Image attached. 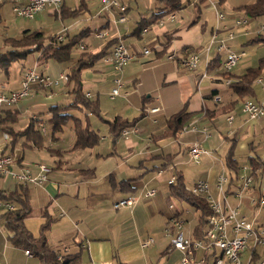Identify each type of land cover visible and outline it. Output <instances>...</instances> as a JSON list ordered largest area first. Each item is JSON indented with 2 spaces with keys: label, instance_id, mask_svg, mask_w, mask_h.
Masks as SVG:
<instances>
[{
  "label": "crops",
  "instance_id": "0c3cea01",
  "mask_svg": "<svg viewBox=\"0 0 264 264\" xmlns=\"http://www.w3.org/2000/svg\"><path fill=\"white\" fill-rule=\"evenodd\" d=\"M67 1L64 0L58 12L44 10L38 15L54 16L60 21L54 35L63 27L68 28L66 36L70 32L73 35L82 33L81 40L85 38L81 43L83 52L77 57L71 54V59L65 62L70 64L66 66L54 59L40 61L38 54L33 52L28 65L21 69L37 66L51 78H57L61 73L69 74L79 60L110 53L117 41H121L134 58L119 72L100 63L101 59L86 69H94L92 80L95 82L108 79L111 88L113 78L123 79L120 94L111 99L109 93L110 100L119 99L121 109L110 121L98 115L100 123L94 126L91 115L82 108L71 111L75 120L83 126L87 124L96 133L99 142L94 148L73 149L71 123L73 139H67L65 147L62 146L64 128L59 133L61 138L57 136L53 140L50 136L47 153L51 165L38 163L47 166L50 172L42 187L27 186L32 214L25 219L24 225L38 237L40 228L47 224L44 233L47 246L67 254H78L76 264H179L182 254L170 248L165 232L169 218L173 212L179 214L185 222L184 235L193 239L198 213L185 204L169 201L168 180L171 176L178 173L185 187H190L197 179L207 182L211 196L217 200L215 182L221 172L227 175L224 160L231 141L235 143L233 157L239 165L244 163V172L252 171L247 162L249 158L264 164V118L247 121L241 113L242 100L229 88L245 71L257 66L253 60L255 52H248L246 47L264 22L254 29L248 24L237 29L234 13L224 15V19L218 18L219 13H224L221 9L224 3L219 4L218 0H180V9L163 18H158V14L166 10L161 0H123L128 5L126 21L113 24L112 19L117 13L101 11V0H69L72 6H67ZM73 12L77 13L75 17L71 16ZM98 33L106 36L98 38ZM215 36L224 42L227 50L217 54L214 47L206 53ZM239 37L243 42V38L247 40L243 43ZM88 38L92 40L87 44ZM253 46L262 47L260 44ZM142 49H148L149 55L141 54ZM226 51H245L247 55L231 71L224 73ZM186 52L199 55L201 62L195 70L182 66ZM169 55L174 59H167ZM49 60L55 63H48ZM20 79L21 74L17 83L10 86H3L0 80V92L16 90ZM80 79L82 82V76ZM252 88V96L244 102L250 100L264 107V88L255 82ZM72 91L70 82H62L50 89L34 87L27 98L2 110H15V129L23 130L33 119L39 120V126L44 127L39 115L46 114V123H50L49 111L58 106L68 107L73 99ZM84 95L92 101L90 93ZM215 97L219 98L218 102ZM154 108L158 111L150 113L149 110ZM182 110L188 114L184 127L194 124L198 131L180 132L174 137L168 133L167 121ZM115 118L130 123L138 119L134 128L128 129L133 130L128 138L111 134L110 123ZM203 129L208 132L206 137L201 132ZM1 136L0 131V143ZM43 136L46 137V129ZM193 142H198L211 155L201 156L198 162L192 161L188 147ZM9 150L18 168H29L33 175L38 173L35 163L33 166L24 163L23 151L10 146ZM17 185L10 177L0 178V195L13 193ZM238 185L230 186L228 182L225 186L227 198L233 197L232 191ZM148 189L155 190L151 198L142 195ZM253 190L252 183L243 193L250 196L245 211H249L246 206L254 210L250 206V199L255 198ZM131 196L135 198L131 207L113 208L115 203ZM171 204L173 210L169 209ZM1 211L2 208L0 216ZM9 237L0 222V264H40L27 256L25 250L13 247ZM147 238H152L153 244L140 248V242ZM8 245L12 246L13 263L9 256L6 257ZM247 255L245 252L244 258ZM256 255L257 258L264 257V251L258 249L255 258Z\"/></svg>",
  "mask_w": 264,
  "mask_h": 264
},
{
  "label": "built area",
  "instance_id": "2783aa9c",
  "mask_svg": "<svg viewBox=\"0 0 264 264\" xmlns=\"http://www.w3.org/2000/svg\"><path fill=\"white\" fill-rule=\"evenodd\" d=\"M8 3L11 5L12 12L15 16L32 20L36 15L44 10L59 11L64 3V0H0V4ZM128 5L123 0H101V11L109 13L115 11L117 17L112 19L113 24H123L126 21ZM171 17H169L170 19ZM219 19H223V14L218 15ZM247 19H240L236 25H245ZM68 28L63 27L56 35V40L62 42L65 39ZM257 35H264V25L261 26L260 32ZM98 38H104L106 34L98 33ZM230 37V35H229ZM215 45V46H214ZM216 48L217 54L227 50L224 42L218 40L217 37H212L209 46L206 48V53H209L212 48ZM35 48V47H33ZM81 50L83 46L79 47ZM226 58L223 64L224 71H231L239 62L246 58V52H229L226 51ZM148 49H142L141 54H148ZM134 56L129 53L127 47L117 41L111 52L106 54L102 62L104 65L111 67L115 72L121 69L130 62ZM167 59H174L173 55L167 56ZM201 62L199 55L194 53V56L185 54L181 64L187 70H195ZM62 82H68L67 74L61 73L57 78H51L43 70L34 68L26 69L21 74L19 87L16 90L9 92H0V112L2 108L14 106L21 100L27 98L34 87L38 88H55ZM122 80L116 78L113 80V86L110 91V98L114 99L120 94ZM264 88V77L261 85ZM87 98L88 95H85ZM219 101L218 97L214 98ZM157 108L149 110L150 113H156ZM247 121H254L264 118V107L262 104L248 100L242 104V112ZM232 119H228L230 123ZM0 143V178L10 177L17 184L25 186L42 187L47 181V175L50 172L49 168L43 164H35L34 167L38 170L36 175H33L29 168H18L14 156L9 150V136L3 132ZM40 127L41 134H45V128ZM133 130L125 129L121 132V137L128 138ZM198 131L194 124H189L181 130V133ZM201 132L207 136V130ZM203 155L210 156L211 152L206 151L198 142H193L188 147V156L194 162H198ZM228 177L224 172H221L215 182V188L218 193V199L215 200L209 189V184L202 180H195L190 187H185V191L194 196L204 198L209 209V215L206 218V227L203 234V239L194 240L184 235L183 227L185 222L173 212L169 218L166 234L169 237V246L172 250H176L182 254L179 264H264V257L255 258L256 251L262 249L264 251V227L254 226V224L244 217L240 211V205L231 206L227 202V194L225 186L228 184ZM253 180L249 175L243 178L240 185L232 191V196L235 199L241 200L244 192L248 191ZM175 183V176L172 175L168 180V184ZM143 197L151 198L155 195V190L148 189L143 192ZM135 202L134 197H127L115 203L113 208L131 207ZM264 205V197L250 199V206L256 208ZM0 208L12 210L13 206L9 203L0 201ZM169 209L173 210L174 206L169 205ZM153 244L152 238L140 242V248L144 249ZM218 252V254H217ZM248 255L244 258L243 254ZM27 256H31L25 252ZM200 254V256L198 255Z\"/></svg>",
  "mask_w": 264,
  "mask_h": 264
},
{
  "label": "trees",
  "instance_id": "16d2710c",
  "mask_svg": "<svg viewBox=\"0 0 264 264\" xmlns=\"http://www.w3.org/2000/svg\"><path fill=\"white\" fill-rule=\"evenodd\" d=\"M165 7V11L158 14V18H163L170 13L180 9V0H161ZM226 0H218L219 4L225 3ZM3 4V3H2ZM0 4V6H2ZM246 18L256 19L264 17V0H254L252 3L243 5L237 10ZM73 12L72 17L76 16ZM63 15V13H62ZM64 16V15H63ZM82 33L75 36H65L62 42L56 40L55 35L47 37L40 31H23L16 38L3 39L0 46V73L6 75L8 80L9 69L15 63H21L24 67V61L27 55L36 52L40 61L54 59L59 63L68 62L71 59L73 50L77 47L82 39ZM262 45L264 46V35H257L251 40L248 45ZM35 47V48H33ZM105 54H98L96 56H89L86 60H79L75 66L67 74L68 82L73 85V99L68 107L58 106L49 111L50 123L53 126V140L56 134L61 133L62 128L67 124H72L74 144L73 149H91L98 145L99 139L94 131L85 124L84 126L70 114L73 110H84L88 114L95 116L99 115V106L97 101H90L85 97L82 91L81 73L93 66L95 61L103 59ZM21 69L20 74H22ZM225 73V71H223ZM227 73V72H226ZM19 74V75H20ZM264 75V57L259 60L255 68H250L237 79L236 82L229 85L231 91L237 95L238 99L247 100L253 94L254 82ZM6 86L3 82V86ZM5 88V87H4ZM4 92V91H3ZM9 92V91H6ZM2 114V117H1ZM15 110H7L0 112V125L4 126L3 132L9 136V146L13 149L18 143L22 142L24 148H41L44 141V136L41 134L39 127V120H30L28 126L23 130L15 129L12 124L15 123ZM187 113L182 110L178 114L172 116L167 121L168 133L174 137L181 132L187 118ZM141 116L140 118H142ZM138 119L133 120L131 123L115 118L110 123V131L114 137L120 136L121 132L125 129L134 128ZM235 143L231 141L230 149L225 156L224 167L227 171L229 185H236L239 178V173L242 167L233 157V149ZM248 165L252 168L249 175L254 182H258L264 175V164L258 162L255 158L247 160ZM168 164V163H167ZM175 183L169 185V201H174L177 204H185L194 209L198 213V221L193 229V239H203L204 230L206 227V218L209 215V209L204 198L194 197L185 191V186L182 177L178 173H174ZM1 196V195H0ZM262 197V196H259ZM3 203H9L13 206L12 210L2 208L0 222L2 228L10 235L9 243L18 249L25 250L33 258H36L40 264H76L78 254L71 255L58 250H53L47 246L45 239V231L47 224L40 228V235L34 237L25 227L24 221L32 214V209L29 203L28 187L18 184L16 190L8 195L0 197ZM179 217V214H177ZM258 256L256 255V258Z\"/></svg>",
  "mask_w": 264,
  "mask_h": 264
},
{
  "label": "rangeland",
  "instance_id": "374dc122",
  "mask_svg": "<svg viewBox=\"0 0 264 264\" xmlns=\"http://www.w3.org/2000/svg\"><path fill=\"white\" fill-rule=\"evenodd\" d=\"M253 1L254 0H226L225 3L222 5L223 8H221L222 11H224V13L222 12L223 16L224 15L226 16L227 14L230 15V14L234 13V15H235L234 16V27L235 28L241 29L245 25L248 24L251 29H254V28H256L257 25L264 22L263 16L258 17L256 19L249 18V17L246 18L245 16H243L241 13H239L237 11L239 7L246 5V4H249V3H252ZM66 5L72 6V2L68 0ZM222 13H219V14H222ZM47 16L48 15H42V16L36 15L34 17V19H32V20L20 18V17H17L14 15V13L12 12L10 4H8V3L2 4V6H0V42H2L3 39H6V38H16L23 31L29 30V29L31 31H35V30L40 31V32L44 33V35L47 37L53 36L60 26V21L57 20L54 16H51V17H49V16L47 17ZM243 18L247 19V23L245 25H236V22L240 19H243ZM263 25H264V23L261 26H263ZM261 26H259V27L261 28ZM260 28H259L258 33L260 32ZM237 32H238V30H237ZM72 35H73V33L70 32L69 37ZM73 36H75V35H73ZM239 38H240V41H242V37H239ZM83 40H80L77 47L73 50V52H72L73 57H77V56H79L80 52L81 53L83 52V50H81L79 48L80 46H82L81 43ZM91 40H92V38H88L86 43L88 44V42H90ZM243 40L246 41L247 38L246 39L243 38ZM242 42H241V44H242ZM0 46H2L1 43H0ZM246 49L248 50V52H253V51L255 52V54L253 55V58H254L253 60L255 63H258L259 60L264 57V46H262L261 48L260 47L256 48L252 45H247ZM82 55H84V54H82ZM30 56L31 55H27V57L24 61V65L25 64L28 65V62L30 61ZM48 63H55V61L49 60ZM100 63H102V59L100 60ZM69 64L70 63H65V66L69 65ZM24 67H26V66H24ZM21 68H22L21 63L20 64L19 63L13 64L9 69V76H8L9 79L8 80H6V75L4 73H2V74L0 73V80H2L1 82L2 83L4 82L5 84H7V86L14 85L15 83H17V81L20 77L19 74L21 72ZM95 68H96V65H95ZM27 69H30V68L28 67ZM24 70L25 69H23V71ZM93 70L82 71V73H81L82 87H84L86 85H91L87 88H83L82 91H83V93H85V92L90 93L92 101H96L98 99V105H99V110H100L99 116L110 121V119L112 120V118L115 117V115H117L119 110L121 109L120 106L118 105L119 99L116 98L113 101L110 100L109 93L111 91V86H110L108 79L106 81L99 82V83L92 80L94 77V75H93L94 73H92ZM225 72H227V71H225ZM116 78H120L121 80H123L121 77H118V76L113 78V80ZM92 85H94V86H92ZM244 103L245 102H243L242 104H244ZM43 112H45V110H43ZM78 115H80V114H78ZM90 115H91V116H89L90 121H91L93 126L96 125L97 123H100L97 116L92 115V114H90ZM39 118L42 121H44V127L46 129V137H45L43 147L40 148L39 150L24 148L21 145L22 144V142H21L22 140H21L15 148L21 152L23 151V154H24L23 161L26 164L31 163L30 165H32L33 163L38 164V163L42 162V163H45L47 165H51V161H50L48 153H47V148L51 144L50 136L53 134V126L51 123H48V122L46 123V119H47L46 114L39 115ZM229 119H232V117H230ZM14 124H12V126H14ZM63 128L64 129L62 132V136L64 137V144L62 146L65 147L67 139H69L71 141L73 139V137H72L71 130H70V128H71L70 123H67ZM57 136L60 137V134L55 135V137H57ZM62 143H63V141H62ZM35 164H33V165H35ZM240 165H242V168H244L243 167L244 163L240 162ZM243 170L244 169H242L240 171L239 178L235 182L236 184H241L243 178H245L249 175L248 172H244ZM246 174H248V175H246ZM252 183H253V187H254L253 191H255V193L253 192V194H252V196L255 197L254 199H257L259 196L264 197V175L259 179L258 182H252ZM247 194L248 193L242 195L241 200L235 199L234 197H228L227 200L231 206H235L238 204L240 205V211L242 212L244 217L247 219V221L252 222L254 224V226H256V227L257 226L264 227V226H261V225H264V205L256 207L254 209L255 214H254V210H252L248 206H246V208L249 211H245V209H244L245 204H247L248 198L250 197ZM35 236H37V234ZM7 248H8V252H7L6 257L9 256V261H11L13 263L14 258L10 255L12 246L8 245ZM6 251H7V249L4 248V253H6ZM217 254H218V252H217ZM34 260L37 261L36 258H34Z\"/></svg>",
  "mask_w": 264,
  "mask_h": 264
},
{
  "label": "bare ground",
  "instance_id": "6f19581e",
  "mask_svg": "<svg viewBox=\"0 0 264 264\" xmlns=\"http://www.w3.org/2000/svg\"><path fill=\"white\" fill-rule=\"evenodd\" d=\"M143 55H148V54H143ZM187 56H194V54L187 53ZM262 82H263V77H260V78H258V79L255 81V84L261 85ZM245 103H247V102H245ZM245 103H244V104H245ZM241 112H242V106H241Z\"/></svg>",
  "mask_w": 264,
  "mask_h": 264
}]
</instances>
